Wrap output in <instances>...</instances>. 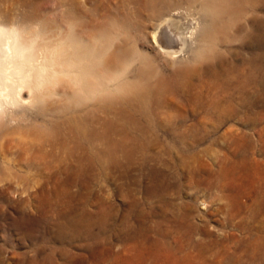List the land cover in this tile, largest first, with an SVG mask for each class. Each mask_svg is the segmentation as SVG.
Masks as SVG:
<instances>
[{
    "label": "rangeland",
    "instance_id": "374dc122",
    "mask_svg": "<svg viewBox=\"0 0 264 264\" xmlns=\"http://www.w3.org/2000/svg\"><path fill=\"white\" fill-rule=\"evenodd\" d=\"M169 1L189 38L177 57L139 0H0L1 27L64 49L36 103L0 120V264L263 262L264 0ZM74 118L96 130L74 132L80 163L5 145L71 137Z\"/></svg>",
    "mask_w": 264,
    "mask_h": 264
},
{
    "label": "bare ground",
    "instance_id": "6f19581e",
    "mask_svg": "<svg viewBox=\"0 0 264 264\" xmlns=\"http://www.w3.org/2000/svg\"><path fill=\"white\" fill-rule=\"evenodd\" d=\"M208 1V0H207ZM218 1V0H217ZM216 1V2H217ZM224 1V0H223ZM228 1H234L239 2L240 0H228ZM248 1V0H247ZM255 1V0H253ZM263 0H261L262 2ZM138 2V1H137ZM141 9L144 11L145 14L148 15V18L156 19L158 18V23L156 24V31L153 35L154 42L157 44V46L166 54L172 57L179 56L184 48H186L188 44V36L184 35L185 32L181 30L182 25L179 26V21L175 17V12H171L172 5L170 4L169 0H139ZM200 2V1H198ZM206 2V1H205ZM203 2L204 4H206ZM227 2V1H226ZM252 2V1H251ZM231 3V2H230ZM208 4V3H207ZM234 4V3H233ZM246 4V3H245ZM163 5H167L163 8ZM176 5V4H175ZM214 5V4H213ZM218 5V2L217 4ZM237 5V4H236ZM240 5V4H239ZM252 5V4H251ZM174 6V5H173ZM221 6V5H220ZM247 6V5H246ZM175 7V6H174ZM238 10V9H237ZM242 10V9H241ZM236 11V10H235ZM232 13V12H231ZM177 14V13H176ZM236 14V13H235ZM238 14V13H237ZM253 19V18H252ZM256 21V19H255ZM261 22V21H260ZM263 25V24H261ZM259 28V27H258ZM261 30V29H260ZM32 31V30H31ZM255 31V30H254ZM252 32V31H251ZM32 33V32H31ZM194 33V32H193ZM188 34V33H187ZM29 35V36H28ZM36 35V34H35ZM190 36V35H189ZM192 36V34H191ZM35 37V36H34ZM254 38L257 42H260L261 47L264 49V30L263 32L260 31V34H255ZM44 39V38H43ZM46 41V40H45ZM43 42V41H42ZM41 43V41L39 42ZM46 44V43H45ZM42 46V44H41ZM45 46V45H44ZM53 46V43H52ZM257 46V44H256ZM48 47V46H47ZM53 48V47H52ZM47 48L44 49L43 47L39 48L35 44V40L30 37V33L25 35L23 33V30H20L18 28H3L0 26V120L3 119L5 111V107L7 105H30L32 104L35 99L39 97V95H42V92H38L36 88L41 87L43 85V81H46V79L49 78L51 75L47 68V60L50 58H53V64H54V71H53V77H58L61 68L59 67L62 63L60 60L61 57V51L64 49H54ZM56 50V51H54ZM54 51L57 56L52 57L51 53ZM184 52V51H183ZM261 52V51H260ZM53 53V54H54ZM263 53V52H262ZM54 54V55H55ZM264 56V55H263ZM70 59L74 61V64L77 63V59L72 58V55H70ZM78 57V56H77ZM254 58V57H253ZM259 58V57H258ZM63 59V58H62ZM252 59V58H251ZM73 64V65H74ZM250 65V64H249ZM234 66V65H233ZM256 66V65H255ZM239 67V66H238ZM255 68V67H254ZM67 69V68H66ZM214 69V68H213ZM244 69V68H243ZM258 69V68H257ZM49 71V72H48ZM190 71V70H189ZM204 71V70H203ZM208 71V70H207ZM229 71V70H228ZM244 71V70H242ZM73 73V72H72ZM191 73V71H190ZM261 73V72H260ZM67 74V73H66ZM197 73H195L196 75ZM231 74V73H230ZM251 74V73H250ZM264 74V73H263ZM73 75H75L73 73ZM235 75V74H234ZM241 75V73H240ZM254 75V74H253ZM52 76V75H51ZM50 76V78H51ZM181 76V75H180ZM186 76V75H185ZM229 76V75H228ZM231 76V75H230ZM247 76V75H246ZM252 76V75H250ZM259 76V74H258ZM56 77V78H57ZM190 77V76H189ZM235 77H237L235 75ZM259 78V77H258ZM208 79V78H207ZM257 79V78H256ZM39 80V81H38ZM182 80V79H181ZM247 80V79H246ZM260 80V79H259ZM48 81V80H47ZM253 81V80H252ZM256 82V81H254ZM48 83V82H47ZM257 83V82H256ZM251 84V83H250ZM45 85V84H44ZM195 85V84H194ZM252 85V84H251ZM254 85V84H253ZM258 85V84H257ZM204 86V85H203ZM209 86V85H208ZM216 86V84H215ZM242 86V85H240ZM35 87V88H34ZM44 87V86H43ZM221 87V86H220ZM236 87V86H235ZM248 87V86H247ZM246 87V89H247ZM218 88V87H217ZM240 88V87H239ZM44 89V88H43ZM46 89V88H45ZM55 89V88H54ZM250 89V88H249ZM25 90H29L28 97L24 96ZM39 90V88H38ZM42 90V89H41ZM235 90V88H234ZM46 91V90H45ZM44 91V92H45ZM244 91V90H243ZM254 91V90H253ZM74 92V91H73ZM234 92V91H233ZM241 92V91H239ZM49 93V92H48ZM56 93V91H55ZM196 93V92H195ZM217 93V92H216ZM247 93V92H246ZM252 93V92H251ZM47 94V93H46ZM199 94V93H198ZM233 94V93H232ZM236 94V93H235ZM50 95V94H49ZM49 95H46L47 97ZM44 96V95H43ZM206 96V95H205ZM243 97V96H242ZM246 98V97H245ZM49 99V98H46ZM194 100V99H193ZM232 100V99H231ZM230 100V101H231ZM247 101V98L245 99ZM253 101V100H252ZM38 102V101H37ZM226 102V101H225ZM36 102H34L35 104ZM247 103V102H246ZM10 106V107H11ZM13 107V106H12ZM11 107V108H12ZM34 107V105H33ZM59 107V106H58ZM18 108V107H17ZM29 108V107H28ZM8 110V109H7ZM16 110V109H15ZM236 111V110H235ZM4 115V116H3ZM19 117V116H18ZM22 117V116H21ZM14 118V117H13ZM24 119V118H23ZM19 122V121H18ZM23 122V121H22ZM71 122V121H70ZM73 123L75 125L74 130L72 131L71 137L65 136V133L59 134L56 137H47L41 138L38 140H33L25 142L22 139L20 141H15L14 138L8 137L10 136L11 132L4 135L3 137L7 138L5 141V145L9 149H16L23 153H30L34 152L39 159H42L44 162H42V166L49 167L48 161L49 160H55L59 165L63 162H68L67 159L71 160L73 163H78L83 158L79 156V153H77V150H82V145L79 146V140L77 136H73L75 131H78L79 129H83L85 127H88L86 123H83L79 120L73 119ZM1 124V123H0ZM90 127L87 128L88 130V139L89 135L93 134V132H96L94 130L93 125H89ZM92 127V129H91ZM2 128V127H1ZM20 130V129H19ZM17 130V131H19ZM29 131V130H28ZM80 131V130H79ZM20 132V131H19ZM34 133V132H33ZM10 134V135H9ZM17 134V133H16ZM15 134V135H16ZM22 134L21 132L19 135ZM24 134V133H23ZM35 134V133H34ZM95 134V133H94ZM18 135V134H17ZM12 136V135H11ZM24 136V135H23ZM33 136V135H32ZM40 136V135H39ZM22 137V136H21ZM19 137V138H21ZM109 137V136H108ZM26 138V137H23ZM39 138V137H37ZM36 138V139H37ZM72 142L75 141V146H67L69 144V141ZM113 139V138H112ZM112 141V140H110ZM2 142V141H1ZM94 144V143H93ZM4 145V144H3ZM62 151L66 153L65 156L62 155ZM79 152V151H78ZM10 153V152H9ZM63 153V154H64ZM81 154V153H80ZM134 154V153H133ZM31 156V155H30ZM41 162V161H40ZM81 162V161H80ZM79 162V163H80ZM8 164V163H7ZM13 164V163H12ZM72 165V164H71ZM31 166V167H30ZM28 168L32 170L33 165H30ZM37 166H41L37 164ZM36 166V167H37ZM37 167V168H38ZM73 165L69 167V164H67L66 169L68 170L66 172H74ZM81 167V166H80ZM43 168V167H42ZM39 169V168H38ZM37 169V170H38ZM65 169V170H66ZM42 170V169H41ZM77 170V169H76ZM77 172V171H75ZM38 173V172H37ZM40 173V172H39ZM68 174V173H67ZM71 175V174H70ZM73 175V174H72ZM80 175V174H79ZM41 179H44L45 176L43 172L41 173ZM56 176V175H55ZM63 176V174H62ZM67 176V175H66ZM58 177H60L58 175ZM20 178V176H19ZM23 179H27V176H21ZM61 178V177H60ZM59 178V179H60ZM46 180V179H45ZM73 182V181H72ZM226 199L228 196H225ZM260 204V203H259ZM246 205H241L239 208H236L238 212L233 213V217L236 216V214L240 213L242 210L247 208ZM258 206V205H257ZM233 207V206H232ZM249 207V206H248ZM261 208L264 210V202L261 203ZM242 213V212H241ZM231 215V214H230ZM238 217V216H237ZM259 218V216L256 214V219ZM189 230V229H188ZM260 232V230L258 229ZM189 232V231H188ZM190 233V232H189ZM190 235V234H189ZM257 238H260L259 236ZM258 240V239H257ZM261 240V239H260ZM262 241V240H261ZM258 242V241H257ZM256 244V243H255ZM262 244V243H261ZM261 244H258L255 248V257L254 258H261L264 256V250L261 246ZM203 252V251H202ZM253 258V259H254ZM264 259V258H263ZM262 259V260H263ZM257 262V261H256ZM222 263V262H221ZM204 264V263H203ZM259 264V263H258ZM264 264V260L262 263Z\"/></svg>",
    "mask_w": 264,
    "mask_h": 264
}]
</instances>
